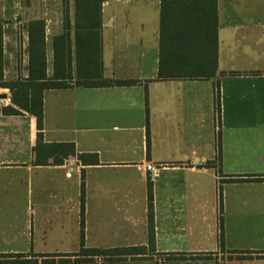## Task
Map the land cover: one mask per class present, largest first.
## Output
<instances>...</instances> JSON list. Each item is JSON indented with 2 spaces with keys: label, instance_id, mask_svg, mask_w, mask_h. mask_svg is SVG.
Masks as SVG:
<instances>
[{
  "label": "crops",
  "instance_id": "crops-1",
  "mask_svg": "<svg viewBox=\"0 0 264 264\" xmlns=\"http://www.w3.org/2000/svg\"><path fill=\"white\" fill-rule=\"evenodd\" d=\"M38 20L47 76L55 40L68 32L76 72L75 0H0L4 82L29 79V25ZM160 30L161 0H104L103 79L137 84L44 91L45 144L76 147L62 164L36 163V117L0 113V256L47 264L37 256L78 254L83 182L85 248L148 246L151 181L156 257L264 264L236 258L264 253V181L227 182L264 178V0H218L215 78L161 79ZM5 107H15L12 93L0 88Z\"/></svg>",
  "mask_w": 264,
  "mask_h": 264
},
{
  "label": "trees",
  "instance_id": "trees-1",
  "mask_svg": "<svg viewBox=\"0 0 264 264\" xmlns=\"http://www.w3.org/2000/svg\"><path fill=\"white\" fill-rule=\"evenodd\" d=\"M104 0H75V32H76V72L72 68L71 33L68 32L55 40L54 73L47 76L46 56V23L42 20L33 21L29 25L30 35V66L29 79L18 82H4V57L2 26L0 25V88H7L12 93V103L16 107L0 109L4 115H20L27 112L37 119L38 139L36 163L48 165L53 159L56 164H62L65 159L76 156L74 144L49 145L44 142V102L43 93L46 90L67 89L73 84L78 87L94 88L109 86H132L134 81H106L103 79L101 29L102 5ZM69 11H65L66 28L71 29ZM218 70V0H161V30H160V70L161 79L215 78ZM73 83V84H72ZM216 106L220 115V92L216 94ZM219 162L221 160V143L218 139ZM82 162L92 157L97 163V156L79 155ZM264 178L247 177L233 178L227 182H258ZM222 196V192H221ZM148 246L121 249H87L84 245V208L85 183L82 184V240L81 250L77 256H117V257H147L156 251L155 221L153 206V185L148 184ZM223 246V234L221 236ZM15 260H6L13 258ZM23 255L0 256V264H39L37 260H22ZM52 257V256H37ZM53 257H59L54 255ZM264 258V253H237L239 260Z\"/></svg>",
  "mask_w": 264,
  "mask_h": 264
},
{
  "label": "rangeland",
  "instance_id": "rangeland-1",
  "mask_svg": "<svg viewBox=\"0 0 264 264\" xmlns=\"http://www.w3.org/2000/svg\"><path fill=\"white\" fill-rule=\"evenodd\" d=\"M58 2V0H57ZM160 258V259H159ZM225 258V257H224ZM166 257H156L154 254H149L147 257H117L109 256H77L71 255L66 257H49L45 262L47 264H168ZM208 260L213 261L214 256H191L185 258V264H206ZM202 262V263H200ZM171 263V262H170ZM176 264H182L178 261Z\"/></svg>",
  "mask_w": 264,
  "mask_h": 264
},
{
  "label": "built area",
  "instance_id": "built-area-1",
  "mask_svg": "<svg viewBox=\"0 0 264 264\" xmlns=\"http://www.w3.org/2000/svg\"><path fill=\"white\" fill-rule=\"evenodd\" d=\"M146 169H147V171H149V172L155 174V170L153 169V167H152L151 165H148V166L146 167Z\"/></svg>",
  "mask_w": 264,
  "mask_h": 264
}]
</instances>
